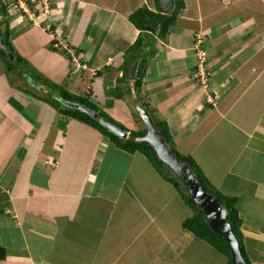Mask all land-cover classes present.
<instances>
[{"label": "crops", "instance_id": "0c3cea01", "mask_svg": "<svg viewBox=\"0 0 264 264\" xmlns=\"http://www.w3.org/2000/svg\"><path fill=\"white\" fill-rule=\"evenodd\" d=\"M182 2L162 36L128 18L141 6L156 11L155 0H25L28 12L0 0V39L6 30L12 43L40 33L23 52L32 70L89 96L127 130L144 127L135 92L166 122L176 151L236 199L245 254L250 264H264V0ZM48 24L65 33L59 49ZM147 34L136 58L138 67L143 60L137 89L129 75L136 59L128 76L122 66ZM68 47L79 57L77 69ZM198 66L206 84L194 75ZM15 70L0 60L9 92L0 97V264H228L183 226L191 208L143 153L63 113L58 94Z\"/></svg>", "mask_w": 264, "mask_h": 264}, {"label": "trees", "instance_id": "16d2710c", "mask_svg": "<svg viewBox=\"0 0 264 264\" xmlns=\"http://www.w3.org/2000/svg\"><path fill=\"white\" fill-rule=\"evenodd\" d=\"M156 4L158 0H155ZM183 7L182 0H174V8L171 14H163L159 11L158 8H156V11L149 10L146 7H140L136 9L130 16V21L135 25V27L139 30H145V31H155V28L158 27L159 34L164 35L167 32V29L173 25L175 22V19L177 17V14L179 10ZM2 12H6V6L0 7ZM8 32H4V34H7ZM8 34L3 39L6 43V45L11 49L10 44L7 42ZM142 37H138L137 40L129 47L127 52H125V59L124 64L122 66V69L124 70L125 76H128V68L132 61H134L136 58H138L143 51L142 47ZM11 51H13L11 49ZM0 54L6 59V66L7 69L10 70L13 68L12 63L9 62V58L7 57L6 52L2 49L0 46ZM23 61V60H22ZM143 61V60H142ZM141 61V63H142ZM140 63L139 67L137 68L135 79L133 81L134 87L139 88L141 85V78H142V64ZM104 70V69H103ZM98 75L102 73V70H99L96 72ZM38 80H41L44 84H46L47 87H50L57 92L58 94V100L60 99V103L62 104V100H67L71 102H78L81 105H84L86 107H89L99 113L100 116L105 117L113 124L119 126L123 130L127 131V128L122 125L121 123L115 121L111 117H109L104 111H102L96 104L92 103L89 99V96H77L74 94H71L65 90V88L56 82H52L46 78L39 77V75L36 76ZM119 78L117 82H119ZM64 105V104H63ZM141 105L149 110V104L142 102ZM67 107H61V110L63 113L67 114L68 116L75 117L79 119L82 122H85L97 129H99L101 132H103L105 135H107L112 143H114L119 148L127 151V152H134L136 150L143 153L147 159L151 162V164L155 167V169L160 173V175L165 178L167 181L171 182L178 192L180 193L181 198L185 202L186 205H188L192 210V215L187 217L183 221V226L193 232L196 236L200 237L201 239L208 242L211 246L216 248L218 251L223 253L228 257V264H232V256H231V249L226 241V239L220 235L219 233H216L211 230V228L208 226L207 222L204 219L203 211L199 209L194 201L187 195L185 188L182 186L180 181L173 175L170 169H168L156 156L154 150L152 147L147 144L146 142H137L134 140V137L142 136L145 133V128H140L138 130H131L129 133V136L127 138H121L108 130L104 125H102L97 119H94L90 117L89 115L79 111L76 108H68ZM138 116V114H137ZM152 116V115H151ZM139 118V117H138ZM153 121L157 127V129L163 134L167 144L169 147L178 155V157L187 162L192 169L193 173L196 175V177L200 180L202 185L207 189V191L215 194L220 203L225 207L226 209V219L231 223V228L233 233L235 234L240 252L247 262V264H250L245 251L243 247L242 242V233L239 229L240 225V218L238 217L237 210L234 206L236 199L234 197H227L223 194H221L219 191H217L214 187H212L202 174L200 168L197 166L196 162L193 160L190 156H183L180 155L176 149L173 146L172 143V137L169 132L168 126L166 122L164 121H158L157 119L152 116ZM140 119V118H139ZM4 257V250L0 247V258Z\"/></svg>", "mask_w": 264, "mask_h": 264}, {"label": "water", "instance_id": "95a60500", "mask_svg": "<svg viewBox=\"0 0 264 264\" xmlns=\"http://www.w3.org/2000/svg\"><path fill=\"white\" fill-rule=\"evenodd\" d=\"M158 8L163 14H171L174 8V0H158ZM0 43L9 60H13L14 55L3 38L0 39ZM138 62L139 60L136 59L129 68L131 79L135 78ZM133 101L136 112L145 128V133L142 136L134 137V140L137 142H146L152 147L157 158L171 170L173 175L185 188L187 195L194 201L196 206L203 211L204 219L211 230L219 233L226 239L231 249L232 264H247L240 252L238 240L232 231L231 223L226 219L225 207L220 203L215 194L207 191L193 173L189 164L181 160L169 147L163 134L157 129L149 111L141 105L135 92L133 93ZM62 102L65 106L76 108L90 117L97 119L102 125L117 136L121 138L128 137L127 131L113 124L105 117L100 116L97 111L81 105L78 102L67 100H62Z\"/></svg>", "mask_w": 264, "mask_h": 264}, {"label": "rangeland", "instance_id": "374dc122", "mask_svg": "<svg viewBox=\"0 0 264 264\" xmlns=\"http://www.w3.org/2000/svg\"><path fill=\"white\" fill-rule=\"evenodd\" d=\"M14 1V0H13ZM16 2V1H15ZM132 6H133V3L131 4ZM17 6H18V2H17ZM141 7H146V6H141ZM140 8V7H139ZM147 8V7H146ZM135 11V10H134ZM133 11V12H134ZM132 12V13H133ZM131 13V14H132ZM131 14H129V16L131 15ZM129 18V17H128ZM130 20V19H129ZM131 22V21H130ZM55 23H59V21H57V22H55L54 21V24ZM132 23V22H131ZM133 24V23H132ZM134 25V24H133ZM47 26V25H46ZM135 26V25H134ZM5 33L7 32V30L6 31H4ZM64 31H63V29H59L58 27H54V29H53V27H50V34H52L51 36H52V38H53V40H52V45H53V47L56 49H59L61 46H63L64 45V43H65V37H64V35H62V34H65V33H63ZM8 34V33H7ZM7 34H4L3 33V35H4V37L5 36H7ZM32 34V35H31ZM33 34H40V33H36V31H31V32H29V35L27 36V37H24V38H22V39H20V40H18V43H12V42H10L9 41V38H7V42L10 44V47H11V49L13 50L12 51V53H13V55H14V59L13 60H9V62L10 63H12V66H13V69H14V71L15 72H17L15 69H16V67H20V69H24V70H28L29 72H30V76H31V78L34 80V79H37V72H35V71H33L32 70V67H31V65L29 64V62H28V59H26V57H25V55L26 54H24L23 52H28L29 50H31V41H30V38H32V36H33ZM54 34V35H53ZM3 37V36H2ZM41 37H42V35H41ZM142 40H143V43H142V47H143V50L145 51L146 50V46H148V43H149V41L148 40H151L150 38H149V34H147V36L145 37V36H142ZM57 43V44H56ZM55 44H56V46H55ZM0 46H1V43H0ZM2 47V46H1ZM3 49V48H2ZM25 49V51H23ZM68 49V52H69V55H68V60H69V65H70V67H73V68H78V67H80L81 66V63H80V61H79V57H78V55L75 53V51L74 50H70V48L68 47L67 48ZM4 50V49H3ZM22 52V53H21ZM149 53V52H148ZM23 54V55H22ZM144 55V54H143ZM8 57V56H7ZM0 60L5 64V65H7L6 64V59L0 54ZM23 60V61H22ZM7 67V66H6ZM142 68V67H141ZM3 74V73H2ZM2 74H0V97L2 98V97H6V96H8L9 95V92L7 91V87H6V85L5 84H8V81H6L5 82V80H4V78H3V75ZM17 77V78H16ZM20 77H21V74H20V71H19V75L17 76V75H15V78H16V80L17 81H20ZM39 77H41V76H39ZM10 79V78H9ZM12 80V79H11ZM11 80H9V81H11ZM16 80H14V81H16ZM13 81H11V83H12ZM18 83V82H17ZM17 86L18 87H20L21 86V84H17ZM46 90H47V92H49L50 94H53V95H55L57 92H55V90L54 89H52V88H50V87H47L46 88ZM248 96V95H247ZM38 99L39 98H41V96L40 95H38V96H36ZM51 98H54V96H52ZM42 99H44V97H42ZM58 100V99H57ZM245 100V99H244ZM246 100H248V98L246 99ZM49 102H51V99L49 98ZM58 104L60 105V106H64V107H67V106H65V105H63V104H61L60 103V101L58 100ZM246 102L247 101H244L243 103H244V105H246ZM242 104V103H241ZM247 104H249V101L247 102ZM69 108V107H68ZM71 108V107H70ZM110 110H112L113 111V108L111 109V108H109ZM101 110H103L102 108H101ZM104 111V110H103ZM105 113L109 116V117H111L106 111H105ZM136 121H137V119H135ZM134 122V121H133ZM141 122V121H140ZM121 124H122V122H120ZM130 130H137V129H129L128 128V130H127V133H129L128 131H130ZM181 155V154H180ZM104 167H102L103 168V170H104V168H105V165H103ZM120 170V171H119ZM121 172V166H117V167H115V172H114V175H117V174H119V173H117V172ZM106 172V171H105ZM104 171H102V173L101 174H104L105 173ZM117 173V174H116ZM16 241H14L16 244H18V238H17V236H15V238H14ZM19 243H20V241H19ZM8 247H11V246H8Z\"/></svg>", "mask_w": 264, "mask_h": 264}, {"label": "built area", "instance_id": "2783aa9c", "mask_svg": "<svg viewBox=\"0 0 264 264\" xmlns=\"http://www.w3.org/2000/svg\"><path fill=\"white\" fill-rule=\"evenodd\" d=\"M16 2L14 3V7L16 8V7H20V8H22L23 10H25L26 12H28V9L26 8V6H25V0H15ZM17 2H18V6H17ZM50 27H51V25L50 24H48L47 26H46V28H47V30H49V32H50ZM52 35V34H51ZM54 35V34H53ZM57 44V43H56ZM56 44H55V46H56ZM199 68H198V70L194 73V75L195 76H197L199 79H200V81L203 83V84H206V82H207V80H208V73L207 72H205L203 69H202V67H200V66H198Z\"/></svg>", "mask_w": 264, "mask_h": 264}, {"label": "clouds", "instance_id": "9594fccd", "mask_svg": "<svg viewBox=\"0 0 264 264\" xmlns=\"http://www.w3.org/2000/svg\"><path fill=\"white\" fill-rule=\"evenodd\" d=\"M13 2L15 3V0ZM128 136H129V134H128Z\"/></svg>", "mask_w": 264, "mask_h": 264}]
</instances>
